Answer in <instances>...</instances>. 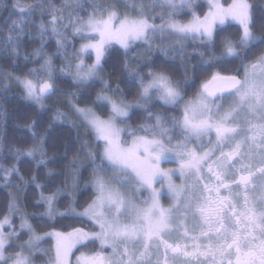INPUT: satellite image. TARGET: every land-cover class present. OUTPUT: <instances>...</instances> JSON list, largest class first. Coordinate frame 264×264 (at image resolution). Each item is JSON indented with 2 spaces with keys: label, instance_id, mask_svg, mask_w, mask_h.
<instances>
[{
  "label": "snow or ice",
  "instance_id": "obj_1",
  "mask_svg": "<svg viewBox=\"0 0 264 264\" xmlns=\"http://www.w3.org/2000/svg\"><path fill=\"white\" fill-rule=\"evenodd\" d=\"M206 8L0 0V264H264V8Z\"/></svg>",
  "mask_w": 264,
  "mask_h": 264
},
{
  "label": "trees",
  "instance_id": "obj_2",
  "mask_svg": "<svg viewBox=\"0 0 264 264\" xmlns=\"http://www.w3.org/2000/svg\"><path fill=\"white\" fill-rule=\"evenodd\" d=\"M8 2L10 3L11 0H8ZM200 3H204L205 4V11H206L207 10V8H206V2L205 1H200ZM253 3L256 4L257 7L264 8V0H253ZM5 15H7V13H5ZM236 27L237 26H235V25L232 26L229 29V32L224 33V34L225 35L234 34L235 33V30H236ZM77 47H79L78 44H77ZM56 63H59V61L57 60ZM0 67H3L6 71H12V69L7 64H5L3 61H0ZM105 67L107 68V65ZM61 88L64 89V90H68V91H71L72 90L70 88H66L64 85H61ZM13 91H15V90H13ZM94 94L95 93L93 91L92 92V95H94ZM189 95H191V93H189ZM53 99L55 100L56 97H53ZM20 103L21 104H24L26 102L21 101ZM7 107H8V111L9 112H12L14 110V108L16 107V102L13 101ZM136 122L137 121H134V123H136ZM14 123H16V121L14 119L13 120H9L8 121V126H7V131L9 133V142H11V143H16L17 142L16 137H19V136H22L23 135L22 132H17L15 135H13L12 125ZM55 133L57 135L62 134L64 136H67L68 135L67 126H57V128L55 129ZM49 155H52V153L49 152ZM0 163L5 164V166H7V164H8L7 161H0ZM26 169H27V165H24L22 171H24V174L27 177V171H26ZM8 191H11V189H0V215H2V213L5 211V208H6V205H7L6 193ZM30 196H31V193H30ZM87 199H88V194H85V195L81 196L80 203L83 204ZM34 211H36V209H33L31 207L28 208V212L29 213H32ZM66 225L67 226H76V227H80L81 226L79 223L74 222L71 219H64V220H61L60 223L56 224V229L59 230V229L62 228V226H66Z\"/></svg>",
  "mask_w": 264,
  "mask_h": 264
},
{
  "label": "rangeland",
  "instance_id": "obj_3",
  "mask_svg": "<svg viewBox=\"0 0 264 264\" xmlns=\"http://www.w3.org/2000/svg\"><path fill=\"white\" fill-rule=\"evenodd\" d=\"M200 1H205L206 3H207V0H199V2ZM164 167H169V168H174V167H176V165L175 164H173V163H167V164H164L163 165ZM177 183H179V181H177ZM158 187V186H157ZM165 206H167L168 205V203L170 202L168 199H162V201H161ZM17 223H18V221H17ZM46 247L48 246L47 244L45 245ZM37 264H41V262L40 261H37Z\"/></svg>",
  "mask_w": 264,
  "mask_h": 264
}]
</instances>
